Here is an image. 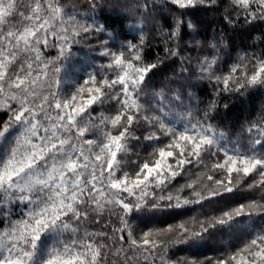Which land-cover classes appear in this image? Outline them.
<instances>
[{
  "label": "snow or ice",
  "instance_id": "6c2138e0",
  "mask_svg": "<svg viewBox=\"0 0 264 264\" xmlns=\"http://www.w3.org/2000/svg\"><path fill=\"white\" fill-rule=\"evenodd\" d=\"M257 42L264 0H0V264H264Z\"/></svg>",
  "mask_w": 264,
  "mask_h": 264
},
{
  "label": "trees",
  "instance_id": "16d2710c",
  "mask_svg": "<svg viewBox=\"0 0 264 264\" xmlns=\"http://www.w3.org/2000/svg\"><path fill=\"white\" fill-rule=\"evenodd\" d=\"M223 2L227 3V0H223ZM107 14L111 15V13H107ZM198 17L202 21V31L200 36L201 39H205V38L211 39L214 32L223 29L228 35L233 37V45L237 50L247 49L248 45H251L255 37L259 36L260 34L259 30L252 32L251 35H249L243 29L238 30L236 32H232L230 27L224 23L220 12L207 13V14L198 13ZM153 43L155 45L156 42L154 41ZM262 46L264 45H260L259 42H257V48ZM153 50L154 49H148L147 52L151 53ZM235 54L236 53L234 52L233 56H235ZM79 58H80L79 56L75 57L74 62L79 60ZM229 103L230 104L234 103L235 106L232 107V110L230 112H223L222 115L225 117L226 122L231 125L237 122L242 123L244 117L253 114L254 110L258 111L260 105L264 103V100H262L261 96L257 95V96H253L248 103H241L239 99H235L234 101ZM236 131H239V127L236 128ZM192 215H196V212L194 211ZM179 254L182 256L191 255L190 253H186L182 251ZM204 255H207L209 257H215L218 255V252L214 250V247H207L201 249L199 253V258L203 259Z\"/></svg>",
  "mask_w": 264,
  "mask_h": 264
}]
</instances>
